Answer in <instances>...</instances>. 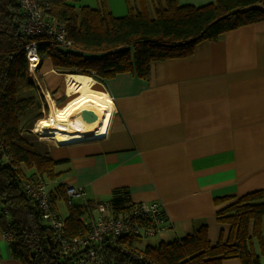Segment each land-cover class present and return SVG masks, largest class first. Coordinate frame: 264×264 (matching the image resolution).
I'll list each match as a JSON object with an SVG mask.
<instances>
[{
	"label": "crops",
	"instance_id": "0c3cea01",
	"mask_svg": "<svg viewBox=\"0 0 264 264\" xmlns=\"http://www.w3.org/2000/svg\"><path fill=\"white\" fill-rule=\"evenodd\" d=\"M79 1L104 3L112 13L115 7L113 0ZM46 60L39 70L64 84L65 74ZM99 82L115 102L104 134L63 145L48 141L41 149L59 161L58 182L83 187L86 196L78 202L96 215L118 211L110 201L120 188L129 190L131 204L162 203L168 229L155 235L159 242L202 225L212 244L226 240L230 226L219 222L217 211L228 202L217 205L215 198L264 191V20L204 40L188 57L154 62L147 79L124 72ZM253 249L261 255L255 238ZM0 264H24L1 225Z\"/></svg>",
	"mask_w": 264,
	"mask_h": 264
},
{
	"label": "trees",
	"instance_id": "16d2710c",
	"mask_svg": "<svg viewBox=\"0 0 264 264\" xmlns=\"http://www.w3.org/2000/svg\"><path fill=\"white\" fill-rule=\"evenodd\" d=\"M20 1L0 0V225L3 230L10 222V247L24 264H71L46 252L51 231L40 223L38 211L24 192L25 182L49 184L52 205L59 215L58 202L68 205L63 218L70 234L85 230L82 216L90 206L68 203V185L58 182L59 161L37 148L24 132L38 118L39 94L23 48ZM38 1L45 17L56 27H64L73 43L67 48L45 36L34 38L41 61L48 57L57 72L90 75L98 81L124 72L147 79L154 62L188 57L204 40L264 20V0H214L202 6L151 0L152 12L146 0H139L141 5L135 9L130 5L124 16L113 15L104 3L92 7L79 5V0ZM110 203L118 211L129 207V190L115 189ZM215 203H227L217 211L219 222L230 226L226 240L212 244L207 226L202 225L172 241L138 247L143 260H131L115 251L114 264H221L235 257L242 264H263L264 191L217 197ZM254 238L261 255L253 249Z\"/></svg>",
	"mask_w": 264,
	"mask_h": 264
},
{
	"label": "built area",
	"instance_id": "2783aa9c",
	"mask_svg": "<svg viewBox=\"0 0 264 264\" xmlns=\"http://www.w3.org/2000/svg\"><path fill=\"white\" fill-rule=\"evenodd\" d=\"M20 3L24 14L20 30L31 77L34 72L37 73L41 63L39 44L34 38L45 36L67 48H72L73 43L64 27H56L45 17L38 0H21ZM33 81L36 84V80ZM49 189V184L44 182L29 181L24 184V192L38 211L40 223L51 231V242L48 239L46 252L51 257L66 259L71 264H114L115 251L131 260H143L142 252L134 243L131 244V238L155 236L168 229V217L163 204L153 201L135 202L114 214L96 215L88 209L82 216L85 230L76 235L70 234L65 219L52 205ZM66 194L71 204L77 198H85L86 191L83 187L68 185ZM3 212L7 213L8 208H4ZM10 227L9 222L7 228L2 230V236L7 241L13 240Z\"/></svg>",
	"mask_w": 264,
	"mask_h": 264
},
{
	"label": "bare ground",
	"instance_id": "6f19581e",
	"mask_svg": "<svg viewBox=\"0 0 264 264\" xmlns=\"http://www.w3.org/2000/svg\"><path fill=\"white\" fill-rule=\"evenodd\" d=\"M100 84L90 75L65 73L63 90L66 100L58 105L52 102V108L46 116L33 123V131L50 135L59 144L101 137L108 129L115 102ZM84 108L93 109L96 118L85 121L77 116Z\"/></svg>",
	"mask_w": 264,
	"mask_h": 264
},
{
	"label": "rangeland",
	"instance_id": "374dc122",
	"mask_svg": "<svg viewBox=\"0 0 264 264\" xmlns=\"http://www.w3.org/2000/svg\"><path fill=\"white\" fill-rule=\"evenodd\" d=\"M113 3L115 6L114 11H113V15H115V16L126 15L129 12L128 10H129L130 5L133 6L134 9L138 5H141V3H139V0H129V4H128V2H125L124 0H122V1L121 0H113ZM78 4L84 5L81 1H79ZM146 4H147L148 9L152 12L153 6L151 3V0H146ZM46 59H49V58L46 57ZM47 62H45L44 65L48 64ZM42 63L43 62L41 61L40 65L38 67L37 73L34 72V75L33 74L31 75V78L33 80H36L37 91H38V94L40 97V98L38 97V101H37L38 105L35 108L36 115H38L37 116L38 118H36V120L46 116L47 112H49L52 108V102L54 105H58L66 97L64 90H63V87H62L64 84H60L61 82H58L59 78H55L53 81H50V78H47L44 75V73H42L39 70L40 67L42 66ZM44 65L42 66V68L44 67ZM57 73L65 74V73L60 72V71H58ZM53 78H54V76H53ZM58 89L60 90V95L55 96V94H56L55 92ZM61 90H62V92H61ZM32 128H33V125H30L27 129L28 131H24V132L30 138V140L34 141V144L36 145L37 148L38 147L44 148V146L46 145V143H48V141H54L50 136H47L46 134L38 135L40 132H35V133L32 132L33 131ZM77 200H78V198L76 199V201ZM58 203H59L58 207L60 209V215L62 217H66L67 212H68L67 203H65L64 201H60ZM158 244H159V236H149V237H144L140 240H135V245L138 246L140 249H146L149 246H157Z\"/></svg>",
	"mask_w": 264,
	"mask_h": 264
},
{
	"label": "water",
	"instance_id": "95a60500",
	"mask_svg": "<svg viewBox=\"0 0 264 264\" xmlns=\"http://www.w3.org/2000/svg\"><path fill=\"white\" fill-rule=\"evenodd\" d=\"M77 116H80L82 119H84L85 121H92L96 118L97 114L96 112L91 109V108H84L82 109ZM89 138H94V137H89ZM88 138V139H89ZM85 140V139H84ZM81 141V140H80ZM72 142H76V141H72ZM72 142H68V143H72ZM66 144V143H64ZM63 145V144H62ZM49 242H51V240L49 239ZM34 255V253H33Z\"/></svg>",
	"mask_w": 264,
	"mask_h": 264
}]
</instances>
